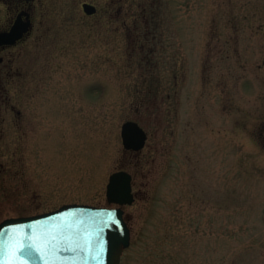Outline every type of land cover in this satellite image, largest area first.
I'll list each match as a JSON object with an SVG mask.
<instances>
[{
  "label": "rangeland",
  "instance_id": "rangeland-1",
  "mask_svg": "<svg viewBox=\"0 0 264 264\" xmlns=\"http://www.w3.org/2000/svg\"><path fill=\"white\" fill-rule=\"evenodd\" d=\"M35 9L0 65V221L116 207L106 184L124 169L120 264H264V0ZM127 120L146 131L139 151L122 145Z\"/></svg>",
  "mask_w": 264,
  "mask_h": 264
},
{
  "label": "water",
  "instance_id": "water-1",
  "mask_svg": "<svg viewBox=\"0 0 264 264\" xmlns=\"http://www.w3.org/2000/svg\"><path fill=\"white\" fill-rule=\"evenodd\" d=\"M93 14V4H82ZM31 21L16 18L8 31L0 32V45H12L31 29ZM123 147L141 150L145 130L133 120L121 125ZM131 174L118 170L109 175L106 185L108 203L99 207L64 204L47 212L9 217L0 222V264H119L122 250L129 245L130 229L121 205L134 200Z\"/></svg>",
  "mask_w": 264,
  "mask_h": 264
},
{
  "label": "flooded vegetation",
  "instance_id": "flooded-vegetation-1",
  "mask_svg": "<svg viewBox=\"0 0 264 264\" xmlns=\"http://www.w3.org/2000/svg\"><path fill=\"white\" fill-rule=\"evenodd\" d=\"M0 5H2L7 12L5 13L3 20H0V31H8L18 17H21L22 20H27L29 18L32 22L31 31L33 30L35 23L34 15L36 10V0H0ZM29 33L24 34L22 39H19L12 45H0V65L5 64L4 54L7 53L6 51L11 47L16 46L26 36H28ZM4 69H6V67H4ZM16 113L17 117L21 119L23 111L17 109Z\"/></svg>",
  "mask_w": 264,
  "mask_h": 264
}]
</instances>
